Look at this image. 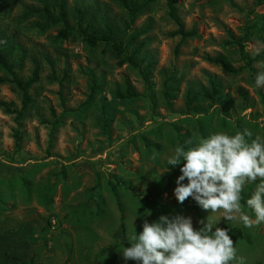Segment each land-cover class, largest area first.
Returning <instances> with one entry per match:
<instances>
[{
  "label": "rangeland",
  "instance_id": "1",
  "mask_svg": "<svg viewBox=\"0 0 264 264\" xmlns=\"http://www.w3.org/2000/svg\"><path fill=\"white\" fill-rule=\"evenodd\" d=\"M63 1L69 21L72 8L85 5L91 25L101 29L104 20L113 23L126 45L124 55L143 43L133 54L136 66L119 63L121 55L102 44L87 45L74 34L57 38L56 25L40 28L37 0H0V61H16L13 71L22 79L32 68L38 72L21 116L0 109V251L24 264H136L119 252L129 246L134 216L138 235L145 219L161 214L189 215L194 228L201 226L198 220L222 215L223 210L202 209L191 197L177 202L173 190L180 166L161 173L178 141L187 150L200 137L234 135L244 128L253 134L249 142L264 137V88L255 86V75L264 70V0H176L175 16L192 31L187 37L175 33L166 0H152L132 19L113 0ZM143 29L129 40L130 33ZM233 41L242 43L251 72L226 73L208 61L222 56L234 67L243 65ZM91 76L95 87L89 97ZM210 80L219 86L213 101L198 94L210 89ZM0 99L20 105L18 92L7 83H0ZM260 182L257 178L242 192L243 210L252 219L246 200ZM109 206L117 213L115 228ZM103 210L105 244L96 242L92 227L88 235L65 224L97 221ZM224 224L238 230H228L237 257L244 264H264V224L245 227L221 217L216 226ZM20 225L31 229L23 243H17Z\"/></svg>",
  "mask_w": 264,
  "mask_h": 264
},
{
  "label": "clouds",
  "instance_id": "2",
  "mask_svg": "<svg viewBox=\"0 0 264 264\" xmlns=\"http://www.w3.org/2000/svg\"><path fill=\"white\" fill-rule=\"evenodd\" d=\"M259 51L257 49L255 54ZM255 86L264 88V70L255 75ZM252 135L244 128L234 135L216 132L206 138L200 137L194 144L187 141L186 144H193L187 150L178 145L161 173L170 171V166H180L173 190L177 202L183 204L191 197L206 211L223 210L221 217L227 221L240 220L245 227L264 224V137L256 136L249 142ZM257 178L261 182L246 200L247 208L255 215L252 219L243 210L241 199L245 186ZM149 214L148 211L146 215ZM134 218L127 234L129 246L119 251L125 261L133 260L137 264H230L235 260L237 264H244V258L237 257L228 229L216 226L220 218L213 221L207 216L198 220L200 227L194 228L189 215L161 214L151 222L145 219L138 235L134 231Z\"/></svg>",
  "mask_w": 264,
  "mask_h": 264
},
{
  "label": "trees",
  "instance_id": "3",
  "mask_svg": "<svg viewBox=\"0 0 264 264\" xmlns=\"http://www.w3.org/2000/svg\"><path fill=\"white\" fill-rule=\"evenodd\" d=\"M41 3V5L35 9L36 12L40 13L42 16V21L38 23V26L42 29H45V27L56 25V33L55 37L57 38H66L71 34L76 35L78 38H80L85 44L93 46L95 44H102L106 48H108L115 57H119L121 55V58L119 59V63H122L123 61H127L133 66H136V61L133 58V54L136 52L137 47L141 46L143 41H140L138 45L133 48L131 53L124 55V50L126 48V45H123L121 40L118 39L122 36L118 35V28L111 23L110 21H103L102 22V28H97L95 25L91 22V20H87V6H74L72 8V14H71V20L69 21L67 19V13H66V6L65 2L63 0H49L48 3L43 2V0H37ZM114 2L118 3V5L123 8V10L127 13L130 19L133 18V16L138 15L142 11L145 10V5L150 3L152 0H144L142 3H134L130 2L129 0H113ZM260 0H256L258 2ZM176 0H166V8H167V14L168 16L174 21L176 24L175 33L178 34L180 37H187L192 35L191 30H184L182 27V24L175 16V10H174V4ZM41 29V30H42ZM144 29L140 32L134 31L133 33H130L129 40H134L139 34L143 33ZM234 45L237 46L239 55L241 59L243 60V65L234 67L232 66L224 57L222 56H214L211 58H208V61L211 63L218 65L220 69H222L226 73H236L242 68H247L249 72H251L252 67L249 64V60L245 59L246 55L244 53L243 45L240 41H233ZM16 65V61H13L12 63H5L0 61V68L3 70V74L0 75V83H7L10 85L12 90L18 92L19 98H20V105L19 107H15L11 101H5L0 99V109L7 114H14L15 117H19L23 113V109L30 101V96L28 94V88L29 86L37 80V69L32 68L29 75L22 79L17 76V74L13 71V68ZM63 76H61L58 79H55L57 84L61 83V79ZM91 84H90V92L89 97L93 92V89L95 87V78L90 77ZM210 89L208 90H201L198 92V94L209 101H213L218 96V84L213 82L212 80L209 81ZM58 94L60 95V91H58ZM163 95L165 98H168V91L164 89ZM191 101V95L190 90L186 89L185 92V107L188 109L189 104ZM62 103V102H61ZM50 144V139L47 140V146ZM179 146H183L180 141H178ZM112 190V189H111ZM116 208L118 212V227L121 234V238L123 241H125V225L123 221V212L121 210V207L118 203H116ZM52 220V219H51ZM223 228H227L230 231L237 232V228L234 226H229L227 224H224L222 226ZM115 246V244L110 245ZM108 246V247H110ZM107 247V248H108ZM0 261L4 264H24L23 261H21L18 257L12 254H7L5 251H0ZM30 264H32L29 261ZM137 264V262H136Z\"/></svg>",
  "mask_w": 264,
  "mask_h": 264
},
{
  "label": "crops",
  "instance_id": "4",
  "mask_svg": "<svg viewBox=\"0 0 264 264\" xmlns=\"http://www.w3.org/2000/svg\"><path fill=\"white\" fill-rule=\"evenodd\" d=\"M109 209L112 210L110 208V206H109ZM111 213H113V217H114V224H113L112 227L115 228L116 223H117V213L114 210H112ZM106 218H107V216H106V214H105V212L103 210L102 211V214H101V217L98 218L99 220H97V221H93L91 223H86V224H80L79 223L78 225H75V224L71 225L69 223H65V224L67 226H71L70 227L71 229H74V228L82 229V230L86 229V232H87V230L89 228L92 227L93 229H95L98 232L97 233L98 236L96 238V242L99 243L100 245H102V243L105 244L107 242V241H105V238L100 233L101 230H105V229L107 230V228H105V225H104ZM30 230L31 229L29 227H27L25 225H20V228H17V235H18L17 236V243H21V242L23 243L24 237L30 232ZM88 235H91V234L88 233ZM81 263L82 264H87V262L85 260H83Z\"/></svg>",
  "mask_w": 264,
  "mask_h": 264
},
{
  "label": "built area",
  "instance_id": "5",
  "mask_svg": "<svg viewBox=\"0 0 264 264\" xmlns=\"http://www.w3.org/2000/svg\"><path fill=\"white\" fill-rule=\"evenodd\" d=\"M53 221V220H52Z\"/></svg>",
  "mask_w": 264,
  "mask_h": 264
}]
</instances>
